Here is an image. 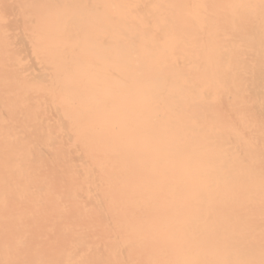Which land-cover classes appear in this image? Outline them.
<instances>
[{
  "label": "bare ground",
  "instance_id": "6f19581e",
  "mask_svg": "<svg viewBox=\"0 0 264 264\" xmlns=\"http://www.w3.org/2000/svg\"><path fill=\"white\" fill-rule=\"evenodd\" d=\"M0 264H264V0H0Z\"/></svg>",
  "mask_w": 264,
  "mask_h": 264
}]
</instances>
